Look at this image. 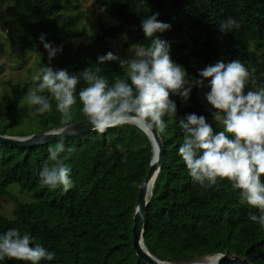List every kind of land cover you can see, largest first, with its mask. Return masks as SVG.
Returning <instances> with one entry per match:
<instances>
[{"label": "trees", "instance_id": "1", "mask_svg": "<svg viewBox=\"0 0 264 264\" xmlns=\"http://www.w3.org/2000/svg\"><path fill=\"white\" fill-rule=\"evenodd\" d=\"M69 1L73 0H10V19L20 28V47L40 51L37 75L46 66L70 74L100 67V75L110 85L117 77L125 78L118 61L97 65L98 57L108 52L115 55L110 41L119 35H123L118 46L121 56L132 46H147L150 39H145L141 21L159 13L157 20L171 28L156 36L170 44L171 59L185 69L186 79H200L202 69L194 61L214 65L219 60L239 59L249 71L255 68L245 92L254 90L252 79L256 87L264 86V0H90L92 8H101L115 21L107 23L97 16V30L79 42L74 41L80 34L74 28L82 14L61 13ZM229 18L243 23L239 29L223 33L219 26ZM41 35L44 42L62 48L51 62ZM34 83L33 78L20 84L9 82V94H0L1 135L25 136L61 127L55 102L51 112L40 115L36 106L29 107L22 100ZM85 86L81 79L77 103L71 109L72 122L86 118L78 98ZM170 99L176 103V117L165 116V131L157 132L162 162L143 211V246L157 259L171 264L218 253L243 257L249 264H264V226L250 219L260 215L258 210L241 205L239 190H233L226 180L208 189L194 183L178 154L183 142L179 119L195 113L204 116L216 131L210 121L214 110L207 102L202 103L195 85L186 103ZM28 112L34 125L30 129L16 127ZM60 142L65 145L61 156L71 169L74 184L66 194L62 188L42 186L39 177L48 148ZM150 156L147 135L128 124L103 134L88 130L24 147L0 145V195L13 201L11 216L0 213V234L17 229L32 237L33 246L39 244L54 252L53 260L40 264H146L131 247L130 227L137 187ZM261 180L264 182V176ZM11 185L28 193L30 199L14 197L8 191ZM0 264L30 262L5 259Z\"/></svg>", "mask_w": 264, "mask_h": 264}, {"label": "clouds", "instance_id": "2", "mask_svg": "<svg viewBox=\"0 0 264 264\" xmlns=\"http://www.w3.org/2000/svg\"><path fill=\"white\" fill-rule=\"evenodd\" d=\"M158 15L141 21L144 37L150 39V43L130 49L132 58L121 59L112 52L98 57L97 65L118 61L125 70V78L117 77L110 85L108 79L100 75V67L95 70L86 67L70 74L46 66L41 68L40 75L33 77L36 83L26 94L27 104L36 106V113L44 115L52 111L55 102L61 127L54 128L53 134L63 137L72 127L71 109L77 103L76 89L82 79L86 86L78 93L80 110L92 131L103 134L110 128L128 124L151 136L153 130L165 131V116L176 117L177 106L170 99L171 95L187 102L193 85L208 87L210 91L205 93V98L221 130L214 131L204 116L185 115L179 119L183 142L178 154L194 183L208 189L217 186L218 181L230 182L233 190H239V203L260 213L250 219L264 226V182L261 180L264 176V86L256 87V80L252 79L254 90L245 92L255 68L250 72L239 59L219 60L200 70V79L190 82L185 69L171 59L170 44L156 36L171 28L170 24L158 21ZM242 23V20L229 18L219 26L220 31L239 29ZM40 40L51 62L62 48L44 42V35ZM65 150L63 142L48 148L49 155L39 177L42 186L49 190L62 188L66 194L74 184L71 169L61 156ZM54 256V252L42 245L33 246L28 233L9 229L0 234V261L40 264L42 260H53Z\"/></svg>", "mask_w": 264, "mask_h": 264}, {"label": "rangeland", "instance_id": "3", "mask_svg": "<svg viewBox=\"0 0 264 264\" xmlns=\"http://www.w3.org/2000/svg\"><path fill=\"white\" fill-rule=\"evenodd\" d=\"M9 6L10 0H0V64L2 66V72L0 74V94L5 95L9 94V82H11V84H20L38 74L39 70L36 67V63L40 54V51L30 52L20 47V28L15 22L11 21L10 18L13 17V14L9 9ZM73 12L82 14L79 23L74 28L76 32H80L79 36L74 38L75 42L86 40L90 32L97 30V16H101L107 23L115 21L114 18L107 16L101 8H92L90 6V0H73L66 2L61 13L65 15ZM122 40L123 35H119L111 40L110 44L112 49L115 55L120 58L130 59L133 55V51H130V49L134 50L136 46L130 47L126 52V55L121 56L118 51V46ZM194 64L201 69L212 65H204L195 61ZM187 80L190 82L194 81L192 79ZM205 85H207V81H205ZM197 88L200 100L205 104L207 102L205 93L210 91V89L206 86H197ZM25 97L26 95L22 97V100H25ZM170 97L179 99L182 104L186 103L179 96L171 95ZM210 121L214 125L216 131L219 132L221 130L220 126L215 123L214 119H211ZM33 125V119L30 112H28L26 117L19 120L16 127L23 129L27 127V129H30ZM117 154L118 156L120 155V153ZM8 191L19 200L25 201L30 199L28 193L18 190L15 185H11L8 188ZM0 203V213L4 216H11L13 201L0 195Z\"/></svg>", "mask_w": 264, "mask_h": 264}, {"label": "water", "instance_id": "4", "mask_svg": "<svg viewBox=\"0 0 264 264\" xmlns=\"http://www.w3.org/2000/svg\"><path fill=\"white\" fill-rule=\"evenodd\" d=\"M60 128V127H59ZM58 129V128H56ZM55 129H50L47 131H43L40 133H32L25 136H8L0 134V145H9V146H29L33 144H41L46 143L55 139L67 137L70 135L79 134L88 130H91L90 125L87 123V119L83 118L77 121L72 122V127L68 128L63 137L59 135H54L53 131ZM148 140L151 146V156L149 159V165L146 170V173L137 187L135 202H134V210L131 219V247L134 250L135 254L142 259L146 264H171L166 261H162L157 259L153 255H151L143 246L142 243V218L144 207L147 202V197L150 191L148 190V186L151 184L158 170V166L162 162V143L160 141V137L158 133L153 130L151 136L147 135ZM155 146L156 153L153 155L152 146ZM157 148L159 149L157 153ZM177 264H249L248 261L236 255H226L222 253L214 254L211 256L203 257V260H195L186 263H177Z\"/></svg>", "mask_w": 264, "mask_h": 264}, {"label": "bare ground", "instance_id": "5", "mask_svg": "<svg viewBox=\"0 0 264 264\" xmlns=\"http://www.w3.org/2000/svg\"><path fill=\"white\" fill-rule=\"evenodd\" d=\"M152 151H153V155H155V153H156V148H155V146L153 145L152 146ZM153 183V182H152ZM150 188H151V184L148 186V190L150 191Z\"/></svg>", "mask_w": 264, "mask_h": 264}]
</instances>
